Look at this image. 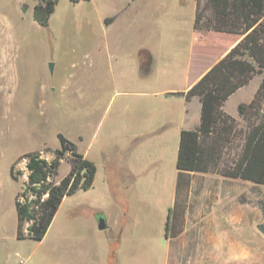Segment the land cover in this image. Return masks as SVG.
Returning a JSON list of instances; mask_svg holds the SVG:
<instances>
[{
  "label": "rangeland",
  "instance_id": "rangeland-1",
  "mask_svg": "<svg viewBox=\"0 0 264 264\" xmlns=\"http://www.w3.org/2000/svg\"><path fill=\"white\" fill-rule=\"evenodd\" d=\"M155 2L157 12L150 11ZM38 3L40 0H0V264H7L4 249L22 253L9 264L208 261L193 249L198 243L193 238L186 240L183 232L198 224V213L202 217L208 211L209 194L200 197L199 178L189 176L191 186L181 195L182 220L173 216L166 242L161 233L173 200L172 144L181 128L178 120L184 119L182 128H193L199 103L192 102L190 114H184L178 98L170 104L163 97H148V92L183 90L187 85L178 67L189 48L192 69L202 72L235 37L196 33L202 38L196 36L190 47L194 0H88L76 4L57 0L47 28L32 20V9ZM110 18L118 20L108 27L114 20L108 24L103 20ZM261 77H254L223 106L239 126L244 122L237 115V105L252 98ZM57 133L94 162V184L90 190L64 198L40 242L19 240L14 197L27 180L26 161L19 160L14 166L13 172L21 173L17 182L10 180L9 168L30 151H39L42 158L51 160L46 149L59 148ZM127 151L134 168L128 160L119 164ZM68 171L69 166L62 162L57 179ZM232 204L233 233L243 239L247 253L257 256L259 251L263 255L257 259L264 261V238L257 228L264 211V187L233 182ZM241 212L244 224L240 225L236 220ZM101 218L106 227L99 230ZM216 264L236 263L227 262L221 253Z\"/></svg>",
  "mask_w": 264,
  "mask_h": 264
},
{
  "label": "trees",
  "instance_id": "trees-1",
  "mask_svg": "<svg viewBox=\"0 0 264 264\" xmlns=\"http://www.w3.org/2000/svg\"><path fill=\"white\" fill-rule=\"evenodd\" d=\"M69 1L76 4L88 0ZM194 1L192 26L195 32L228 34L239 39L187 91L165 94L181 97L185 103L195 97L200 103L198 125L179 132L176 199L168 211L164 227L166 238H169L173 216L182 220L184 207L179 196L181 190L186 193L190 187L189 173H214L264 186V0ZM56 4L57 0L36 4L31 13L33 22L40 28H47ZM112 20L105 19L104 23ZM256 76H262L256 92L248 103L237 105V115L244 122L239 126L223 106ZM56 136L59 148L46 149L52 155L51 160L42 158L39 151H30L18 157L9 168L10 180L17 182L21 173H14V166L19 160L26 161L27 180L14 197L16 238L19 240L40 242L64 198L93 186L97 171L94 162L85 158L64 135L57 133ZM62 162L69 166V171L57 179Z\"/></svg>",
  "mask_w": 264,
  "mask_h": 264
},
{
  "label": "crops",
  "instance_id": "crops-1",
  "mask_svg": "<svg viewBox=\"0 0 264 264\" xmlns=\"http://www.w3.org/2000/svg\"><path fill=\"white\" fill-rule=\"evenodd\" d=\"M156 7H158V3L155 2V5L152 8H149L150 11H155L157 12ZM166 8V6H165ZM142 11H146V13H148L149 11H147V9H144ZM194 14H195V1H194V13L191 17L192 19V24L190 25L191 29L188 32L189 35V42H190V47L192 45V41H194L195 37L198 36L194 30H193V21H194ZM114 21H112L110 23V25L108 24V27L114 25V23L118 20V19H113ZM105 19L103 20L104 23ZM207 34L209 33H213V32H206ZM215 34H219V33H215ZM228 35V34H226ZM233 36V35H231ZM199 38H202L200 36H198ZM235 38L233 39V41L220 53L219 56H217L216 58L213 59V61H211L210 63H207V67L202 71L199 72V70L196 69H192L189 61L191 60V53H190V48L188 50L187 56H186V60L183 61L184 63L181 64L180 67V71L179 73L182 75V78L184 80V84H186L187 86L183 89V90H174V89H163L161 91H151L148 92L149 96L148 97H163V100L166 101L167 103L173 104V99L174 98H178L180 101L183 102L182 107L184 108V114L189 113L190 114V105L192 104V102H194L195 100L198 101L197 98H192V100L188 103H185V101L183 100V98L181 97H173V96H166L165 94L168 92H175V91H187L192 85H194L199 79L200 77L207 71L209 70L218 60H220L229 50L230 48H232L238 41V37L234 36ZM200 54H196L195 56H198ZM202 58L203 57V54ZM153 56V55H152ZM185 59V58H184ZM182 60H183V56H182ZM155 62V56L153 57V63H152V67L153 64ZM151 67L150 70V75L153 74V68ZM246 87V86H245ZM244 88V87H243ZM237 92V91H236ZM235 92V93H236ZM138 92H135V95H137ZM229 99V98H228ZM248 101L246 102H242V103H248ZM199 103V101H198ZM199 115H200V103H199ZM193 122V121H192ZM178 123H180V127L178 129V132L175 133V138L173 140V159H174V166H175V162H176V156H177V148H178V141H179V132L180 130L183 129H193L195 128L198 123H199V116H198V120L197 122H193L194 126L193 128H182L184 127V119L178 120ZM143 124V122L141 123ZM164 138H166L164 136ZM172 149V147L170 148ZM169 149V152H170ZM130 155V156H129ZM124 162H123V161ZM122 160L119 161V164H124L128 161H131V166L134 168V164L132 163V157H131V153L130 151L123 153L122 156ZM121 162V163H120ZM97 168V167H96ZM97 173V171H96ZM189 176H193V180H197V178H199L201 181H199L200 185H202V194L200 195L201 198H204L207 196V194H209V201L207 202L208 205V211L204 213V215L201 217V214L199 215V213L197 214V218H198V224L194 225L193 227L188 226L183 232H186V240H189L190 238H193L194 241H196V243H198L197 245L193 246V249H198V252H201V255H204L206 257V259L208 261L206 262H200L197 264H216V261L218 259V254L223 253L225 255L226 261L230 262V263H236V264H264V261H262V259H257L258 255H263V253H260L259 251H256L255 254L257 256H253L250 254V252L246 251V249L243 247V239L240 236H236L233 231H232V222L234 221L233 219V182H243V183H249V181H245V180H240V179H233V178H227V177H223L221 175L218 174H214V173H199V172H194V173H189ZM188 176V177H189ZM190 181V180H189ZM195 182V181H194ZM94 184V183H93ZM251 184V183H249ZM208 185H212V189L209 188L208 189ZM255 185V184H252ZM190 186H191V182H190ZM256 186H260V185H256ZM264 187V186H263ZM176 190H177V170L175 167V171H174V179H173V184L171 187V194L173 196V200L170 202L168 208H167V212H166V216H165V220L164 223L162 225V237L166 240H168L165 237V232H164V227H165V223L168 219V211L170 209L173 208L174 203H175V199H176ZM185 193V190H181L180 196H179V201L181 202V195ZM179 211V210H177ZM221 220H223V222L225 223L224 225H221L220 223L222 222ZM238 222H240L239 224H244V213L241 212V214L237 215V220ZM107 223V222H106ZM258 226L257 228H259L261 230V235L264 238V211L262 213V215L260 216V219L258 221ZM0 229H1V223H0ZM16 235V234H15ZM185 240V239H184ZM1 241V239H0ZM167 249H185L183 248H179V247H167ZM195 252V251H194ZM2 256L6 257V262L7 264H9L12 260L16 259L17 257H19V255L22 253H19L17 249H4V251H2ZM260 257V256H259ZM202 259V257H201ZM205 259V260H206Z\"/></svg>",
  "mask_w": 264,
  "mask_h": 264
},
{
  "label": "water",
  "instance_id": "water-1",
  "mask_svg": "<svg viewBox=\"0 0 264 264\" xmlns=\"http://www.w3.org/2000/svg\"><path fill=\"white\" fill-rule=\"evenodd\" d=\"M45 1H46V0H40L41 3H44ZM51 68H52V64L50 63V64H49V69L51 70ZM97 223H98V229H99V230L105 229L106 224H105L104 219H102V218L99 219Z\"/></svg>",
  "mask_w": 264,
  "mask_h": 264
},
{
  "label": "bare ground",
  "instance_id": "bare-ground-1",
  "mask_svg": "<svg viewBox=\"0 0 264 264\" xmlns=\"http://www.w3.org/2000/svg\"><path fill=\"white\" fill-rule=\"evenodd\" d=\"M6 32H7V31H6ZM8 37H9V36H8ZM1 54H2V53H1ZM1 54H0V55H1ZM0 57H2V56H0ZM1 60H2V59H1ZM2 61H4V60H2ZM0 76H1V74H0ZM0 89H1V88H0Z\"/></svg>",
  "mask_w": 264,
  "mask_h": 264
}]
</instances>
